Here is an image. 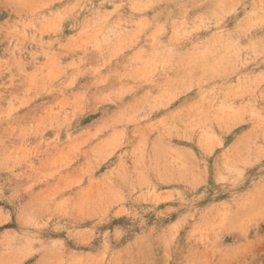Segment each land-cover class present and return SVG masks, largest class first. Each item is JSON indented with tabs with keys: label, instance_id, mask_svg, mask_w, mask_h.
I'll list each match as a JSON object with an SVG mask.
<instances>
[{
	"label": "clouds",
	"instance_id": "clouds-1",
	"mask_svg": "<svg viewBox=\"0 0 264 264\" xmlns=\"http://www.w3.org/2000/svg\"><path fill=\"white\" fill-rule=\"evenodd\" d=\"M98 3L99 6H95L94 0L75 3L73 0L67 3L65 0H0V14L8 12L9 18L15 17L10 23L8 19L0 22V33L6 32L11 37L10 43L15 41L17 46H23L58 17L71 21L72 29L87 25L85 38L99 46L102 57H106L101 68H105L153 28V21L146 16L133 18L134 14L151 9L153 0H98ZM56 4L63 7L54 8ZM105 4L112 5L111 9H105ZM126 4L131 14L124 18L122 10ZM237 7L238 0H221L216 15L234 13ZM242 24L238 31L245 35L264 26V0H254ZM126 25H134V30L129 32ZM177 30L169 43L163 44L160 37L165 26L156 24L148 37L151 52L141 48L132 58L137 67L126 75L130 79H146L157 70L170 69L179 55L172 47ZM216 44L222 45V51L217 49L221 53L217 66L238 62L244 51L239 40L230 36L226 39L220 35ZM251 52L264 55V40L254 42ZM206 54L207 49L191 54L189 66L197 64ZM188 75L191 77L192 72ZM97 77V85L107 82V77L100 74ZM10 79H19L27 87L23 76ZM201 82L207 83L203 77L198 81ZM74 83V78L69 81L63 73L57 74L54 67L38 68L31 88L34 99L28 109L38 112L46 109L52 92L63 98L73 92ZM261 86H264V73L231 93H221L216 88L202 89L198 100L156 119H152L154 113L169 109L180 96L174 95L163 103L131 105L107 118L97 117L101 122L94 130L79 138L69 136L67 144H62L59 133L54 141L45 142L37 137L39 151L33 157L48 153L52 159L37 166L32 160L17 156L15 171L7 169L17 180L27 183L18 189L20 218L16 223L21 231L3 232L14 234V239H0V264H26L29 260L32 264H77V257H82L81 264H253L254 247L264 244L259 231L264 226V175L255 182L246 177L251 169L264 165V147L254 151L252 146H247L242 151L226 153L213 177L207 167L192 165L167 146L173 138H181V133L195 131L208 121L226 115L241 122L247 116L256 121L257 128L264 129V108L257 109L253 103L234 108L226 103L229 96L238 99L255 94ZM11 87L13 83L0 84V89ZM187 90L191 91V85ZM260 96L264 98V91ZM112 97L121 99L123 95L107 93L95 100L114 104ZM4 98V91L0 90V101ZM90 102L84 92L79 105L57 107L55 115L66 122V127L70 126L78 117L95 116V112H85ZM19 115L25 121L30 120L27 113ZM16 138L24 142L27 135L20 130ZM93 142L103 143L104 149L96 151ZM90 144L91 149L82 151ZM3 145L0 139V146ZM81 156L82 164L78 163ZM64 159L68 160L66 164ZM52 160L56 161L54 168ZM25 165L23 171H16ZM210 179L222 189L213 196L223 198L201 209L198 205L205 200ZM245 184H252L253 190L245 189L243 194H238L236 190ZM200 189H204L200 195H190ZM45 231L63 233V237L55 243L52 238L45 242L41 235ZM233 234L237 241L225 244L226 235ZM97 245L95 252L76 251Z\"/></svg>",
	"mask_w": 264,
	"mask_h": 264
},
{
	"label": "rangeland",
	"instance_id": "rangeland-1",
	"mask_svg": "<svg viewBox=\"0 0 264 264\" xmlns=\"http://www.w3.org/2000/svg\"><path fill=\"white\" fill-rule=\"evenodd\" d=\"M67 2L68 0H65V3ZM75 2L76 0H73V3ZM94 3L95 6H99L98 0H94ZM220 3L221 0H153L151 9L145 13L133 15L134 19L146 16L153 21V28L156 24H163L165 33L160 37L163 44H168L174 35V30L178 29L177 40L172 43V47L179 55L173 60L172 67L163 71L157 70L153 76L146 79H130L126 73L137 67L133 64L132 58L141 48L145 52H151V41L148 37L153 28L142 34L131 47L125 48L105 68H101L106 57H102L99 46L93 40L85 38L87 25L72 29L69 27L71 21L58 17L50 21L35 39L29 40L23 46H17L15 41L10 43L11 37H8L6 32L0 33V72L3 73L0 75V84L13 83L11 88L0 89L4 91L5 97L4 101H0V139L4 141V145L0 146V161H3V166L0 167V185L3 186V192L0 194V239L9 241L14 239V234L3 233L5 229L21 231L16 223V220L20 218L18 189L22 184L27 183L26 180H17L7 169L12 168L15 171L17 156L26 157L37 166H40L42 162L48 163L52 159V155L48 153L33 157V153L39 151L37 148L39 138L45 142L54 141L59 133L62 144H67L69 136L79 138L82 134L94 130L101 122L97 117L107 118L131 105L163 103L170 100L172 96L179 95L180 98L171 103L169 109H160L153 114L152 119H156L168 111L198 100L202 89L216 88L218 92L231 93L242 83L251 82L264 73V55H253L251 52V45L254 42L264 40V26L252 29L246 35L238 31L240 27H243L242 21L246 12L252 10L254 0H238L236 12L218 16L216 13ZM60 7H63V4L54 5V8ZM111 7L112 5L109 4L104 5V8L108 10ZM68 11L71 12V8ZM122 12L124 18H127L131 14L130 7L126 4ZM5 19H8L10 23L15 17L9 18L8 12L0 14V22ZM126 27L129 32H132L135 26L126 25ZM184 32L190 34L186 35ZM220 35L226 39L230 36L231 39L239 40V47L244 51L241 52L238 62H227L217 66L221 54L217 49L220 48L222 51V45L216 44ZM205 49H207L206 57L194 66H189L188 60L191 54L203 52ZM257 52H259L258 44ZM245 60L248 62L244 63ZM44 67H54L57 74L63 73L69 81L74 78L75 83L73 92L63 98L52 92L46 109L38 112L28 107H30V101L34 99L31 88L36 70ZM189 71L192 72L191 77L188 75ZM99 74L107 77L104 85L96 84ZM13 76L25 77L27 87H23L19 79H10ZM200 77H203L207 83H198ZM189 85H191V91L187 90ZM261 91H264V86L257 89L255 94L249 93L238 99L229 96L226 103L234 108L248 103L255 104L257 109L264 108ZM84 92H87L91 101L85 112H95V116L78 117L66 127V122L56 117V108L69 103L79 105ZM115 92L123 97L121 99L112 97L115 100L114 104L109 101L97 103L95 100V97ZM20 113H27V118L30 120H23ZM32 120H35L34 125ZM255 125L256 121L247 116L241 122L228 118L226 115L208 121L195 131L181 133V138H173L167 147L184 156L192 165L200 168L207 167L211 176L214 177L226 153L242 151L247 146H252L254 151L257 147H264V129L257 128ZM20 130L27 135V140L24 142L16 138ZM131 130L132 126H129V132ZM104 147L103 143L95 144L96 151H102ZM91 148L90 144L82 151H88ZM71 150L75 151V144ZM83 161L84 157L81 156L78 163L82 164ZM63 162L66 164L68 160L64 159ZM55 164L56 161L52 160L53 168ZM24 168L26 165L16 171H23ZM262 175H264V165L259 169H251L246 179L255 182ZM245 189L251 191L253 185L245 184L243 188L236 191L238 194H243ZM201 191L204 189L190 195L198 196ZM220 191L222 189L210 179L205 200L198 206L203 209L205 205L211 207L213 203H217L223 197H214L213 193ZM259 231L260 235L264 236V226ZM41 235L45 242L52 238L53 243L63 237V233L51 231H45ZM237 239L235 234L231 237L226 235L224 243H233ZM97 247L98 245L91 249L77 248L76 251L95 252ZM253 255L256 257L253 264H261L264 261V244L258 243L254 247ZM81 261L82 257H77V264H81ZM26 264H32V261H26Z\"/></svg>",
	"mask_w": 264,
	"mask_h": 264
}]
</instances>
